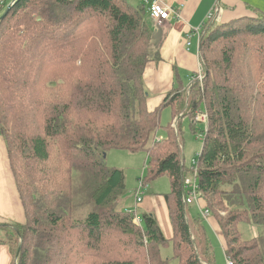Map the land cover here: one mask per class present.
Instances as JSON below:
<instances>
[{
	"label": "trees",
	"instance_id": "16d2710c",
	"mask_svg": "<svg viewBox=\"0 0 264 264\" xmlns=\"http://www.w3.org/2000/svg\"><path fill=\"white\" fill-rule=\"evenodd\" d=\"M139 1L14 0L0 17V134L26 216L0 225L12 264H218L205 219L184 204L192 164L183 162V130L171 126L184 117L203 140L198 192L226 257L264 264V234L243 239L240 227L264 226V10L206 20L195 33L200 68L184 81L176 67V86L150 110L154 29ZM190 83L197 91L185 101L181 86ZM200 112L206 124L191 121ZM111 151L145 154L139 182L169 177L172 237L154 214L113 206L126 175L106 163Z\"/></svg>",
	"mask_w": 264,
	"mask_h": 264
},
{
	"label": "crops",
	"instance_id": "0c3cea01",
	"mask_svg": "<svg viewBox=\"0 0 264 264\" xmlns=\"http://www.w3.org/2000/svg\"><path fill=\"white\" fill-rule=\"evenodd\" d=\"M140 3L139 0H131ZM165 5L174 8L180 16H172L169 20L158 24L151 20L154 33L149 48L150 62L145 72V85L149 91L147 105L150 110L158 107L169 91L176 86L175 68L177 67L184 77L196 72L200 68L198 57L199 41L195 33L214 11L219 18L218 23L227 22L245 15H252L253 7L264 10V6L258 5L257 0H160ZM211 20V19H209ZM214 21L211 20V22ZM210 22V23H211ZM190 37L191 46L186 45V39ZM186 118V117H185ZM188 119V118H186ZM185 120V119H184ZM183 120V121H184ZM119 153L118 151H115ZM121 167V166H119ZM148 186V184H147ZM165 193L157 195L143 194V200L137 204L136 212H147L155 215L165 237L170 238L174 234ZM135 196V195H134ZM136 200V198H135ZM206 205L204 199L196 201L187 206L188 214L191 206L192 215L197 213ZM138 209V210H137ZM130 210H134L131 208ZM194 215V216H193ZM214 220H213V219ZM26 221L24 205L21 200L14 173L10 165V159L3 136L0 134V225L8 222ZM205 224L215 232V226L220 228L216 219L212 216L205 218ZM216 224H214V222ZM221 229V228H220ZM219 229V231H220ZM222 232V230H221ZM3 233L0 231V239ZM224 239V238H223ZM222 253L225 254V242L223 241ZM216 253L218 251L216 250ZM223 254V255H224ZM14 255L9 245L0 243V264H12ZM223 263V259H222Z\"/></svg>",
	"mask_w": 264,
	"mask_h": 264
},
{
	"label": "rangeland",
	"instance_id": "374dc122",
	"mask_svg": "<svg viewBox=\"0 0 264 264\" xmlns=\"http://www.w3.org/2000/svg\"><path fill=\"white\" fill-rule=\"evenodd\" d=\"M257 1L259 3L258 5L264 6V0H257ZM131 2H133V1H131ZM179 16H180V14H179ZM215 23H218V22L216 20H214V21H212L211 24L213 25ZM211 24L209 27H211ZM184 76L182 79L184 81H186V77H184ZM202 79H203V77H202ZM181 87H182V90L184 92L185 101H189L190 97L193 95V92L195 93L197 91V90H195L196 88L194 87V83H190L187 86L182 85ZM171 114H172V111H171V109H169V107L163 111L162 120H161L163 124H166V125L168 124V122L170 121V118L172 119ZM198 114L196 113L195 116L192 117L191 121H195L199 125L201 122L199 121ZM181 118L182 117L180 116V119ZM178 122H179L178 119H174V123L171 126H174L176 133H178V131H179L178 128L182 129L184 132V137H183L184 139H183L181 154H182V157L184 160L183 162L185 163V165L190 166V164H192V162H193V159L201 152L202 146H203V140L200 139V137L198 136L199 133L194 134L191 131L190 120H188L184 117L181 120V124L177 127ZM201 127L202 126L200 125V128ZM163 134L165 135L164 129H162L160 132V135H163ZM106 163L109 166H118V167L121 166L120 168H122L124 170L125 175H126V189L121 195H119L117 197V199H115V201H114L115 203L113 202L114 205L113 204H111V205H113L114 207H116L119 210H121L123 208H127L129 210L131 208L136 209L137 204H136V200H135V196H134V191L138 186V182H139L138 179L141 177H145V175H146L147 165H146L145 154H140V153L139 154H132V153H129L126 151H121V152L117 153L115 151H111L106 158ZM170 188H171V182H170L169 177L163 176V177L157 178V179L149 182L148 186H146L145 193L147 195H157V194L167 193L170 190ZM193 208H194L193 206H191V208L189 207V209H190L189 214L190 215H192L191 212H192ZM78 209H79L78 213L81 216H86L88 213V210H89L87 205L85 207H80ZM139 211L141 212L140 209H139ZM140 212H137L138 216L141 215ZM197 215L202 216L201 211H199L197 213ZM138 220L139 219L136 220V218H135V221L138 222ZM213 222H214V224H216L215 221H213ZM216 226H215L216 235H214L215 232H213V229L210 228L209 225H208V229H209V234H210L211 241H212V244L214 247L217 263L218 264H227V261H230V260H228L226 255L224 253H222L223 246H224V244H223V241H224L223 238L224 237H223V234L221 232V229L219 228L220 229V231H219L218 227H216ZM240 227H241V234H242L243 239H250V238H254V237H257L259 235L264 234V226L256 225L254 223H243L242 226H240ZM216 250L218 251V253H216ZM162 252H163L164 257H166V258L167 257L169 258L172 255L171 248L164 249V250H162ZM222 259H223V263H222ZM169 264H178V262L175 259H171Z\"/></svg>",
	"mask_w": 264,
	"mask_h": 264
},
{
	"label": "built area",
	"instance_id": "2783aa9c",
	"mask_svg": "<svg viewBox=\"0 0 264 264\" xmlns=\"http://www.w3.org/2000/svg\"><path fill=\"white\" fill-rule=\"evenodd\" d=\"M146 5L149 6V12H150V18L157 22L158 24H162L164 21L169 20L172 18V16L179 17V14L174 8L169 7L165 5L160 0H141ZM14 0H0V17L3 15V13L10 8L13 5ZM207 19H214L219 20L218 17L215 16V12L212 11L209 14V17ZM190 41L186 39V45L190 46ZM202 72L203 70L200 69L199 79H202ZM199 121L202 123H207V115L205 112H200L198 114ZM192 171L189 175H187L184 182V188H185V206H190L194 204L196 201L202 199L201 194L198 192V167H197V158L195 157L193 159L192 165H191ZM146 184H144L142 181L139 182L136 190L134 191V195L136 198V203L139 204L143 200V194L146 190ZM205 206L201 210V215L203 218H207L209 216V212L205 210ZM229 260V259H228ZM227 264H232L231 261H227Z\"/></svg>",
	"mask_w": 264,
	"mask_h": 264
},
{
	"label": "water",
	"instance_id": "95a60500",
	"mask_svg": "<svg viewBox=\"0 0 264 264\" xmlns=\"http://www.w3.org/2000/svg\"><path fill=\"white\" fill-rule=\"evenodd\" d=\"M10 8H8L4 13L3 15L1 16V19H4L6 17V15L8 14Z\"/></svg>",
	"mask_w": 264,
	"mask_h": 264
}]
</instances>
